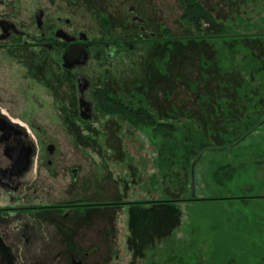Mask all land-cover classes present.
Listing matches in <instances>:
<instances>
[{"label": "flooded vegetation", "instance_id": "1", "mask_svg": "<svg viewBox=\"0 0 264 264\" xmlns=\"http://www.w3.org/2000/svg\"><path fill=\"white\" fill-rule=\"evenodd\" d=\"M196 1L215 28L264 27L261 0H255L262 8L256 19L237 14L226 21ZM177 2L182 34L142 14L157 15L152 0H0V252H9L12 264H146L149 251L151 264H210V253L243 247L221 250L214 243L244 237L240 216L226 204L244 196H196L195 164L213 150H195L192 134L202 128L177 115L176 85L153 96L162 77L172 75L176 44L212 47V58L200 53L202 75L211 67L227 74L226 51L204 37L212 25L190 22L188 5ZM238 75L239 99L258 94L238 120L264 115L258 80L252 94L241 97ZM226 99L217 100L227 106ZM141 128L149 134L142 136ZM259 133L264 136V127L239 146L248 144L250 155L260 152L258 142H250ZM143 139L158 143L156 161ZM83 154L90 164L80 163ZM188 203L217 207L184 222ZM149 211L154 227H141ZM126 212L131 259L122 262ZM98 215L104 217L93 224Z\"/></svg>", "mask_w": 264, "mask_h": 264}, {"label": "rangeland", "instance_id": "2", "mask_svg": "<svg viewBox=\"0 0 264 264\" xmlns=\"http://www.w3.org/2000/svg\"><path fill=\"white\" fill-rule=\"evenodd\" d=\"M153 5L158 10L157 15H153L144 11L142 14L145 16L152 17L153 20H161V22L172 29L173 31L181 32V25L179 24V17L182 14L181 7L177 0H152ZM205 3L210 10L214 11L216 15L223 17L224 20H230L234 18L237 14H248L256 19V14H261L262 8H259V4L255 0H200ZM264 2V0H261ZM259 8V9H258ZM248 16V17H250ZM250 17V18H251ZM245 47L252 49L253 53L264 61V42L256 39H245L243 41ZM177 50L174 52L172 57L171 74L168 77H162V81L156 86L160 90H170L172 86L176 85L177 92L175 93V99L178 101L176 107V113L179 116H188L198 123V127L202 128L204 134H206L213 144L217 146L227 145L224 136L226 135V126L229 122L237 121L238 119L247 116L249 114V109L245 106V103L254 101L257 93H254L253 97L247 99H239L236 93V86L241 84V79L238 74H225L218 75L217 70L214 67L206 70L208 76L204 77L202 75L203 70H201L200 53L204 52L209 58H212V47L208 45H196V44H176ZM204 48L203 50H201ZM143 76L144 70L142 69ZM149 73V71H148ZM140 76L142 75L141 72ZM147 83V82H146ZM172 84V85H171ZM149 94V89L147 91ZM150 95H153V93ZM155 97L159 96L158 91L153 95ZM227 98L228 110L224 111L222 105L218 103L219 98ZM168 110H173L172 108H167ZM248 113V114H247ZM150 129V128H149ZM142 136L149 134L148 130L141 128L139 131ZM262 133L256 134L251 138L252 142H258L256 150L260 149V156L249 155L242 159L241 154L248 149V144L243 146L235 147L231 152L227 151H205L201 154V158L195 164V188L196 196L198 198H212V197H224V196H253V195H263L264 194V136ZM263 140V141H262ZM141 142H146L147 150L146 154L149 155L154 161H156V153L158 150L157 142L154 143L149 139H143ZM128 143L127 147L129 149H139L138 144L132 142ZM251 149V148H250ZM81 164H90V158L83 154ZM245 160L250 162L248 168L244 171L242 168L235 170L234 179L230 184L229 189H219L212 184L211 177L217 166L224 165L227 163L234 162L236 160ZM237 172H239L237 174ZM244 173V174H243ZM112 189V188H111ZM161 191V190H160ZM229 191V192H228ZM231 205L239 207L246 212L249 211L250 202L243 204L240 201H231ZM182 210L184 212V222L194 218L195 215L201 214L199 210L206 209L205 212L214 210L217 206L213 203H198V204H183ZM219 207V206H218ZM198 209V210H196ZM86 216V215H84ZM108 214H105V217ZM101 217L95 216L93 219V224L102 220ZM121 237H120V251L121 260H130L131 256L128 252L126 239H127V212L121 218ZM149 221L151 223H149ZM154 219L152 217L151 211L147 212L143 220L141 221V227L147 223L150 227H154ZM102 225V224H101ZM100 225V227H101ZM99 227V228H100ZM102 227L99 229L101 231ZM153 229V228H152ZM163 229H165V224ZM86 229L83 230V234ZM140 239L146 241V236H140ZM142 240V241H143ZM261 244L264 245V236L259 239ZM259 242V243H260ZM153 252L149 251L146 256V264H151V257ZM137 262L145 264L144 260H138ZM264 264V261H263Z\"/></svg>", "mask_w": 264, "mask_h": 264}, {"label": "trees", "instance_id": "3", "mask_svg": "<svg viewBox=\"0 0 264 264\" xmlns=\"http://www.w3.org/2000/svg\"><path fill=\"white\" fill-rule=\"evenodd\" d=\"M185 2L187 7L186 19L194 21L197 25L199 21H207L212 25V28L207 30L205 34V39L208 43L213 44L214 46L220 47L222 52L226 51L227 57L225 63H222V69L228 74L232 71L238 72L242 76V85L240 86L239 94L240 96L251 95L252 91L255 89V79L258 80L257 86L261 90L264 99V68L262 61L257 57L251 48L245 47L243 41L245 39H256L264 42V27L257 25H245L243 31L240 33H233L231 29H219L215 28L213 19L208 15L204 9L197 3L196 0H182ZM220 57V52H218ZM226 126L227 134L224 136L227 145L217 146L212 143V141L204 134L202 129L194 130L192 134V140L195 145V150L197 152H202L204 150H225L230 149L234 146H239L241 143L244 144L246 137H249L251 134L262 127H264V115L254 114L252 118L241 119L234 122H229ZM164 129H162L163 131ZM180 143V147H186L183 145V141H176ZM250 154L247 151L241 154L242 159L248 157ZM236 160L234 162L227 163L224 165H219L213 172L211 177L212 184L217 188L229 189L232 180L234 179L235 170L241 167H244V171L251 164L248 161ZM239 172H237L238 174ZM244 174V173H243ZM229 192V191H228ZM235 197V196H232ZM257 198L247 196L246 198H238L243 201ZM235 199V198H233ZM248 203V202H245ZM232 207L234 205H231ZM264 205L261 206L260 210L262 213H259L260 221H264ZM217 213V211H211L210 214ZM229 220H233L235 215L227 214ZM246 219H250V216H246ZM264 225V223H262ZM227 243H223V239L219 238L216 243V246L220 245V249L223 250L226 245L242 246L239 251H231L229 248L222 252L210 253L212 254L210 264H226L227 262L235 261L236 264H263L264 261V251L260 243H254L253 250L251 249V238L248 235V232L244 234V237H228Z\"/></svg>", "mask_w": 264, "mask_h": 264}, {"label": "crops", "instance_id": "4", "mask_svg": "<svg viewBox=\"0 0 264 264\" xmlns=\"http://www.w3.org/2000/svg\"><path fill=\"white\" fill-rule=\"evenodd\" d=\"M224 108V111L228 110V107L226 105H222ZM260 156V152H257L254 156ZM257 163V166L264 167L263 165H259L260 163ZM244 170V167H241ZM245 197V196H244ZM247 197V196H246ZM245 197V198H246ZM250 197H257V198H252L246 201H243L241 199H230L226 202L228 205V211L229 212H234L237 213L236 215L240 216V219L242 221V225L238 228V231H242L243 234L247 233L250 236L251 240V249L253 250L254 248V243L256 242L257 244L259 243V239L264 236V225L260 221V216L259 213H262L260 208L262 205H264V194L263 195H253ZM231 201H240L243 204H247L245 202H250V208L249 211L246 212L245 210L240 209L239 207L231 206ZM264 212V209H263ZM250 216V219H246V216ZM263 251H264V245H262Z\"/></svg>", "mask_w": 264, "mask_h": 264}, {"label": "water", "instance_id": "5", "mask_svg": "<svg viewBox=\"0 0 264 264\" xmlns=\"http://www.w3.org/2000/svg\"><path fill=\"white\" fill-rule=\"evenodd\" d=\"M9 255L6 253L0 252V264H12L13 263V258L10 256L11 254L7 252Z\"/></svg>", "mask_w": 264, "mask_h": 264}]
</instances>
